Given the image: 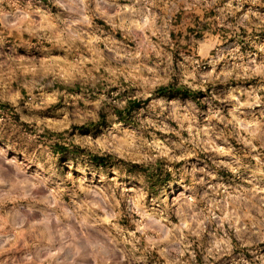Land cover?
<instances>
[{"label": "clouds", "instance_id": "obj_1", "mask_svg": "<svg viewBox=\"0 0 264 264\" xmlns=\"http://www.w3.org/2000/svg\"><path fill=\"white\" fill-rule=\"evenodd\" d=\"M0 264H264V0H0Z\"/></svg>", "mask_w": 264, "mask_h": 264}]
</instances>
